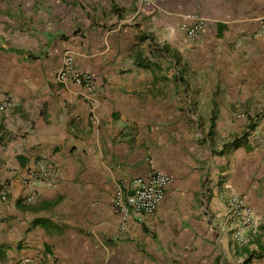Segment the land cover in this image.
I'll return each mask as SVG.
<instances>
[{
	"label": "crops",
	"instance_id": "1",
	"mask_svg": "<svg viewBox=\"0 0 264 264\" xmlns=\"http://www.w3.org/2000/svg\"><path fill=\"white\" fill-rule=\"evenodd\" d=\"M263 26L264 0H0V264H264ZM150 170L174 182L123 229L115 191Z\"/></svg>",
	"mask_w": 264,
	"mask_h": 264
},
{
	"label": "built area",
	"instance_id": "2",
	"mask_svg": "<svg viewBox=\"0 0 264 264\" xmlns=\"http://www.w3.org/2000/svg\"><path fill=\"white\" fill-rule=\"evenodd\" d=\"M143 2L145 0H138ZM206 25V20L202 17H194L192 23L181 25V30L191 40L200 37ZM264 36V26L262 28ZM58 80L65 82L71 78L75 83L92 92L96 87L95 77L79 70L74 63V57L67 53L64 55L61 68L58 73ZM15 101L9 98L0 103V110L6 109ZM260 139H263L261 137ZM174 178L168 173L159 170H150L147 175L140 176L135 180L132 189L119 187L116 189L112 199V209L121 221V227L125 229L129 220L133 217L139 221L146 216L154 214L165 194L166 189L173 184ZM10 186L7 182H0V198L4 201L8 198ZM229 210V223L237 227L235 237L239 242H246L250 236L258 233L261 221L254 208L246 202L243 196L237 193L231 194L227 200ZM26 264H32L30 260Z\"/></svg>",
	"mask_w": 264,
	"mask_h": 264
},
{
	"label": "trees",
	"instance_id": "3",
	"mask_svg": "<svg viewBox=\"0 0 264 264\" xmlns=\"http://www.w3.org/2000/svg\"><path fill=\"white\" fill-rule=\"evenodd\" d=\"M3 250L0 248V258L2 257Z\"/></svg>",
	"mask_w": 264,
	"mask_h": 264
}]
</instances>
